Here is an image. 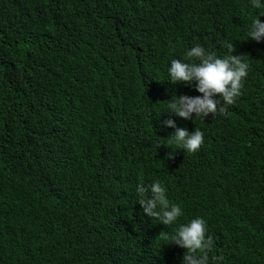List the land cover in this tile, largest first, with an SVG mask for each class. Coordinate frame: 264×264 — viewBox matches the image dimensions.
<instances>
[{
	"label": "trees",
	"instance_id": "obj_1",
	"mask_svg": "<svg viewBox=\"0 0 264 264\" xmlns=\"http://www.w3.org/2000/svg\"><path fill=\"white\" fill-rule=\"evenodd\" d=\"M259 11L0 0V264H181L186 249L163 236L197 216L216 242L209 264H264V40L245 34ZM228 43L249 65L241 95L192 120L200 151L171 156L160 121L191 119L162 110L202 94L167 81L170 61L196 44L222 57ZM154 181L183 210L168 227L136 201Z\"/></svg>",
	"mask_w": 264,
	"mask_h": 264
},
{
	"label": "clouds",
	"instance_id": "obj_2",
	"mask_svg": "<svg viewBox=\"0 0 264 264\" xmlns=\"http://www.w3.org/2000/svg\"><path fill=\"white\" fill-rule=\"evenodd\" d=\"M252 8L259 13L249 23L246 29L247 39L264 40V0H249ZM227 52L218 56L208 52L199 44L187 49L185 59H172L167 68V81L172 84H187L193 86L202 95H173L162 111L174 114L186 122H176L171 118L160 121V127H170L168 138L162 144L163 151L171 156L195 154L204 145V131L195 124L194 118L205 119L212 114L226 115L227 105H232L241 95L244 78L248 74L249 65L244 54H233L235 46L225 45ZM196 61L195 63L190 61ZM219 94V98H217ZM161 111V112H162ZM160 112V113H161ZM160 115V114H159ZM136 201L142 208V213L167 227L173 225L183 214L182 208L170 203L167 189L160 181L149 185H137ZM207 233V221L203 217H194L187 223L179 224L174 231L163 236L167 243L186 249L181 264H209L207 250L214 247L217 257L216 242ZM200 254L197 255L196 253Z\"/></svg>",
	"mask_w": 264,
	"mask_h": 264
}]
</instances>
